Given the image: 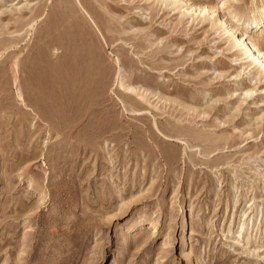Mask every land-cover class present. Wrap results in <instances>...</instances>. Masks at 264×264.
<instances>
[{
  "label": "rangeland",
  "instance_id": "374dc122",
  "mask_svg": "<svg viewBox=\"0 0 264 264\" xmlns=\"http://www.w3.org/2000/svg\"><path fill=\"white\" fill-rule=\"evenodd\" d=\"M218 16L264 49V0H0V264H264V69Z\"/></svg>",
  "mask_w": 264,
  "mask_h": 264
},
{
  "label": "bare ground",
  "instance_id": "6f19581e",
  "mask_svg": "<svg viewBox=\"0 0 264 264\" xmlns=\"http://www.w3.org/2000/svg\"><path fill=\"white\" fill-rule=\"evenodd\" d=\"M199 10L200 13H206L209 11L210 14H214V10H212L211 8H207V6L200 7ZM218 21L222 24L223 27L227 28L229 32H232L235 35V42L236 44H240L241 52L243 54H246L253 63L258 64L261 69H264V49H262L253 41L251 35H249L245 31H242L241 34L236 35L238 29L233 25H227L228 21L222 16H218ZM261 22L262 21L255 20L253 24L255 25V27H258L259 25H261Z\"/></svg>",
  "mask_w": 264,
  "mask_h": 264
}]
</instances>
